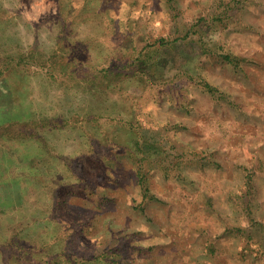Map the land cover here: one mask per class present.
Returning <instances> with one entry per match:
<instances>
[{
  "label": "rangeland",
  "instance_id": "374dc122",
  "mask_svg": "<svg viewBox=\"0 0 264 264\" xmlns=\"http://www.w3.org/2000/svg\"><path fill=\"white\" fill-rule=\"evenodd\" d=\"M1 3L0 40L29 45L0 70L39 72L37 118L60 95L78 134L56 185L23 196L42 253L11 264H264V0Z\"/></svg>",
  "mask_w": 264,
  "mask_h": 264
},
{
  "label": "crops",
  "instance_id": "0c3cea01",
  "mask_svg": "<svg viewBox=\"0 0 264 264\" xmlns=\"http://www.w3.org/2000/svg\"><path fill=\"white\" fill-rule=\"evenodd\" d=\"M3 6L0 0V15L18 14L17 10L6 11ZM28 45L0 40V55L7 54L11 56L9 59L15 58L17 61L19 56L25 54L24 48ZM14 75L22 78L20 83L13 85L5 80L6 84L0 88V99L5 101V105H0V111H6L0 120V264H11V253H42L40 247L30 244L27 233L30 223L39 225L43 221L42 213L39 214L40 208L35 212L32 209L29 213L32 205L23 196L32 191L43 195L50 188L49 185L55 186L57 182L47 183L42 179L57 173L56 167H61L62 157L71 158L78 151L75 124L63 111V106L67 104L61 96L57 100L56 112L37 118V111L46 109L49 99L44 94L45 86L36 85L34 80L43 76L25 69L0 70V79ZM58 89L64 92L63 87ZM30 119L34 123L44 124L37 134L15 133V125L22 128L21 125ZM54 121L58 122V127H55ZM65 132H69L68 135ZM62 145L68 146V150ZM37 202L40 200L37 199ZM38 231L39 236L46 232L45 227L38 228ZM14 237L25 240L28 245L6 244V240Z\"/></svg>",
  "mask_w": 264,
  "mask_h": 264
},
{
  "label": "trees",
  "instance_id": "16d2710c",
  "mask_svg": "<svg viewBox=\"0 0 264 264\" xmlns=\"http://www.w3.org/2000/svg\"><path fill=\"white\" fill-rule=\"evenodd\" d=\"M228 56L229 55H224V58H226L227 59V62L228 63H232V62H234L235 64H236V61L234 60H232V58L230 57V58H228ZM237 62H239V61H237ZM236 66H237V64H236ZM212 87L209 85V89H211ZM77 113V112H76ZM102 114L103 115H106V114H104L103 112H96V111H94V112H88L87 113V115H93L92 116V119H93V121H95V122H97V120H98V118H100V117H102ZM95 125V124H94ZM92 128V127H91Z\"/></svg>",
  "mask_w": 264,
  "mask_h": 264
}]
</instances>
